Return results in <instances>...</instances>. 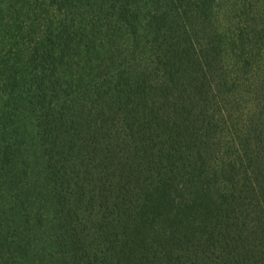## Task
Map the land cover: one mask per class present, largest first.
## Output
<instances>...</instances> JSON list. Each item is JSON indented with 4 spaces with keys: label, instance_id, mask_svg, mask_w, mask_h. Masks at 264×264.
Returning <instances> with one entry per match:
<instances>
[{
    "label": "trees",
    "instance_id": "obj_1",
    "mask_svg": "<svg viewBox=\"0 0 264 264\" xmlns=\"http://www.w3.org/2000/svg\"><path fill=\"white\" fill-rule=\"evenodd\" d=\"M0 264H264V0H0Z\"/></svg>",
    "mask_w": 264,
    "mask_h": 264
}]
</instances>
